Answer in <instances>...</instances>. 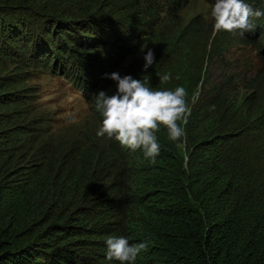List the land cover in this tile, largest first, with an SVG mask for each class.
<instances>
[{"label": "trees", "instance_id": "trees-1", "mask_svg": "<svg viewBox=\"0 0 264 264\" xmlns=\"http://www.w3.org/2000/svg\"><path fill=\"white\" fill-rule=\"evenodd\" d=\"M125 1L0 0V55L5 56L7 42L9 51L20 53L14 47L25 44L26 36L42 46L36 37L42 36L39 23H45L47 32L56 23L87 33L94 25H82L91 23L92 14L111 10L113 15L111 6ZM146 1L147 9L156 12L155 6L176 31L179 14L190 0ZM245 2L264 11L259 0ZM68 13L77 19L63 20ZM127 20L112 26H142ZM253 24V38L256 32H261L257 38L264 36V17ZM213 25L194 17L181 31L190 41L208 29L197 65L213 61L212 45L221 37H211ZM73 34L68 33L76 43ZM228 36L255 47L246 34ZM43 38L49 37L44 33ZM94 47L118 61L125 52L116 46L111 54L106 42ZM29 51L33 54L32 46ZM134 54L145 65L147 50ZM179 60L163 53L147 71L132 75L153 90L179 85L172 84L176 78L194 83L193 91L191 83L185 89L191 109L186 139L170 140L160 125L155 135L161 151L154 164L142 150L96 135L103 121L96 104L93 114L71 130L38 138L31 112L11 99L20 91L6 90L8 84L0 81V264H120L107 259L106 240L121 236L130 244H147L135 264H264V62L260 59L262 64L255 67L261 68L262 80H250V96L240 99L229 96V81L226 86L219 83L221 88L206 86L201 69L194 80L184 70L190 66ZM157 72L171 79L162 84ZM251 76L257 77L253 71ZM106 81L103 91L116 94L117 82ZM206 121L209 126L199 131Z\"/></svg>", "mask_w": 264, "mask_h": 264}, {"label": "rangeland", "instance_id": "rangeland-1", "mask_svg": "<svg viewBox=\"0 0 264 264\" xmlns=\"http://www.w3.org/2000/svg\"><path fill=\"white\" fill-rule=\"evenodd\" d=\"M108 3L110 4V2ZM214 3L215 0H190L179 14L180 28L176 31L168 22L170 20L167 16L164 13H159L155 6L156 12L153 9L150 11L147 9L149 2L146 0H127L124 3L113 4L111 6L114 10L113 15L110 14L111 10L105 11L106 9L101 14H92L89 19L91 23L82 25H87V27L94 25L95 29L90 28L87 33H80L78 29L70 30L56 23L52 25L50 32H47L44 27L45 23H39L40 26L37 29L42 33V36L36 37L41 40L42 46H39L38 43L32 44L30 37L26 35L25 44L20 42L14 47L20 53L9 51L8 42L4 44L7 51L5 56L0 55V81L3 80L8 84L6 90L20 91L11 99H16L22 104L24 110L31 112L30 123L33 130L37 131L38 138L39 136L47 137L50 133L53 138H56L66 130H71L74 123L88 118L89 114L92 115L91 110L94 109L93 104H96V96L104 90L106 85L100 83L99 80L113 72H118L123 77L125 75L132 76L136 70L138 72L143 69L144 63L140 59V55L134 54L142 48L147 52L151 49L154 56L168 53L170 59H181L179 63L190 66L189 70H184L194 80L199 79L200 72L198 70L201 69L202 77L205 75L207 80L206 86L220 87L219 83L226 86V82L229 81L231 84L227 85L229 86L227 91L231 98H248L252 92L247 89L250 80L256 78L262 80V74L259 73L261 68L251 70L254 76H257L254 78L251 73L247 75L244 72L247 62L253 59L255 62V52L261 55L264 62V36L257 38L261 32H256L255 39L253 38L254 30L246 33V39L254 41L255 47H250L244 42H231L230 37H221L222 40L212 45L211 53L214 56L215 49L226 51L225 56L220 64L208 62V65L205 64L207 59L204 65L203 63L197 65L202 51H205L204 44L205 38L209 34L208 29H204L202 37L190 41L184 40L181 35L183 27L194 17H201L209 25L214 23V18L211 15ZM257 5H259L258 7L264 6V0H259ZM159 6H161V2ZM136 8L139 10L136 11L137 13L134 12ZM74 18L77 19L76 15L68 13L63 20ZM130 18L135 20L134 23L139 22L142 26L137 27L136 30L112 26L117 21L124 24ZM253 20L256 21V18ZM23 22L30 26L26 20L23 19ZM144 22L147 25H143ZM28 30L24 29L27 35H29ZM44 33L49 38H43ZM68 33H74L73 35L77 37L78 41L76 40V43L70 41L73 38H69ZM99 35L103 40L98 38ZM136 36L137 38H135ZM101 42H106L107 50L111 51V54L113 49L117 48L116 46L118 49L122 47L125 50L119 61L114 55L108 57L110 54L104 48L94 47ZM29 46L33 47V54L29 51ZM259 64H262L261 60ZM92 73H95L97 79L90 76ZM175 83H179V85H172L169 90H175L177 87L187 89L188 83H191V91L194 89V83L189 78H176L172 84ZM200 85L201 83L195 89V96L200 93ZM263 85L264 82H262ZM233 87L239 90L238 93ZM80 92L82 93L80 94ZM205 126H209L208 121L200 123L199 131L203 130Z\"/></svg>", "mask_w": 264, "mask_h": 264}, {"label": "clouds", "instance_id": "clouds-1", "mask_svg": "<svg viewBox=\"0 0 264 264\" xmlns=\"http://www.w3.org/2000/svg\"><path fill=\"white\" fill-rule=\"evenodd\" d=\"M211 15L214 18L212 37L216 34L225 38H229L228 35L244 37L246 33L255 29L253 18L264 17V11L254 9L245 0H215ZM221 37L216 40H222ZM230 41L238 42L232 38ZM209 48L210 43L207 45L208 51ZM225 53L226 51L215 49L213 61L209 63L220 64ZM254 54L255 62L254 59L247 62L250 63L246 65L244 71L247 75H250L252 68L260 62L261 55L257 52ZM145 60L144 70L147 71L155 61L151 49L148 50ZM157 75L162 84L171 79L170 74L161 75L157 72ZM90 76L97 79L95 73ZM104 78H106L105 81L101 78L100 83L106 84L108 78L117 82V92L109 96L106 91H100L96 96V109L103 116L102 125L96 133L98 137L115 139L132 151L142 150L145 159L153 164L161 151L155 135L160 125L168 130L170 140L186 139L184 126L188 122L191 109L186 103V90L183 87H177L175 90H153L145 86L142 80L135 79L131 75L122 77L118 72L106 74ZM81 91L84 92V90ZM82 121L74 124H80ZM106 244L107 259H114L120 264H135L138 255L147 249L146 243L130 244L129 240L123 236L108 237Z\"/></svg>", "mask_w": 264, "mask_h": 264}]
</instances>
